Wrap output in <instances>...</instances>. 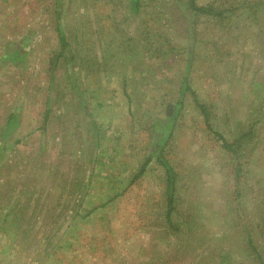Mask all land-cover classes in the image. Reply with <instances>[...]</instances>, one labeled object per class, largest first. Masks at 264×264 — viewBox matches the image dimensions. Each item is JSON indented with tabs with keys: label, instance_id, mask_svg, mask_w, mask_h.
Returning <instances> with one entry per match:
<instances>
[{
	"label": "rangeland",
	"instance_id": "obj_1",
	"mask_svg": "<svg viewBox=\"0 0 264 264\" xmlns=\"http://www.w3.org/2000/svg\"><path fill=\"white\" fill-rule=\"evenodd\" d=\"M194 2L0 0V264H264V0Z\"/></svg>",
	"mask_w": 264,
	"mask_h": 264
},
{
	"label": "crops",
	"instance_id": "obj_2",
	"mask_svg": "<svg viewBox=\"0 0 264 264\" xmlns=\"http://www.w3.org/2000/svg\"><path fill=\"white\" fill-rule=\"evenodd\" d=\"M9 8L11 10L10 6ZM7 15H8L7 13L0 15V22L3 19H5ZM28 27H33V25L30 24L27 26V28ZM35 27H37V25ZM27 28L23 32L22 37L18 36L17 38H13L12 35H10L8 32L1 31V26H0V67L2 66L10 67L9 64L6 63L9 62L13 63L12 62L13 59L15 60L17 59V57L26 56V54L29 51V40L31 42L30 38L35 33L33 30H31L34 28H31L30 30H27ZM20 104L19 106L17 105L16 107H20ZM6 108L7 110H4ZM9 108H10L9 103L4 102L0 99V148L2 150L1 154L3 155H4V151H6L4 150L6 148L5 145H9L7 140H9L14 126H16L19 123L18 114L20 113V111L19 113L18 111L14 112L12 110H9ZM7 130H9V135L8 134L6 135ZM4 134L6 136H4ZM100 264H102V262Z\"/></svg>",
	"mask_w": 264,
	"mask_h": 264
},
{
	"label": "trees",
	"instance_id": "obj_3",
	"mask_svg": "<svg viewBox=\"0 0 264 264\" xmlns=\"http://www.w3.org/2000/svg\"><path fill=\"white\" fill-rule=\"evenodd\" d=\"M258 4H260L259 3V1H258V3H257V5ZM129 5H130V8H131V10H132V12H137V10H138V8L140 7V0H129ZM190 7H191V9L193 10V11H195L196 13H203V14H211V15H218V16H220V17H224L225 18V16L226 17H228V15H226L225 13L226 12H229V11H231V12H233L234 13V10H235V8L233 7V6H230V8H224V9H219V10H217V9H213V8H211V6L210 5H208V6H206V5H204V6H200V5H197L195 2H194V0H190ZM261 6L260 7H257V8H252V9H249V14H250V17H257V18H260V12H261ZM59 22L60 21H58V24H59ZM57 29H58V32L60 33V36H61V43H62V50L63 49H66V47H68V43L67 42H65V40H64V36H63V32H62V28L58 25V27H57ZM71 58H72V56H71ZM116 58H119V54L116 56ZM122 58H123V56H122ZM69 68H71L70 66H69ZM70 70V72H71V75H70V77H72L73 78V76H72V69H69ZM190 88H189V86H188V84H187V80L186 79H184L183 81H182V83H181V88H180V94H183L186 90H189ZM181 107V99H179L178 100V103L175 105V110H174V113H177V111H178V109ZM203 107V106H202ZM174 116V115H173ZM173 116H168L166 119L167 120H171L172 119V117ZM206 120H207V118H206ZM164 124V123H163ZM162 124V125H163ZM165 124H167V123H165ZM169 124H170V121H169ZM168 126H170L169 127V129H165V130H163V136H162V138H161V143L167 138V135L171 132V126L172 125H168ZM165 128V126H163V129ZM11 131V130H10ZM249 133H251L250 132V130L247 132V133H245V134H241L239 137H238V139H236V140H234L233 142H228L227 140H225V138H222L221 140H222V143H223V145L225 146V148H227V149H231V147L236 143V142H239V141H241L245 136H247ZM9 135V130H7L6 131V135ZM5 134H4V136H6ZM4 150H7V147L4 149ZM161 150V149H160ZM160 150H158L157 151V154L160 152ZM148 160H150L149 158H148ZM158 160L160 161V162H162V165H164L165 166V168H166V170H167V175H168V192H169V211H168V213H167V219L168 220H170V218H168V217H170V212H171V210H172V200H171V197L173 196V186H174V184H173V173H172V171H171V169H170V167L168 166V165H166V163L164 162L165 160H163L162 159V156H159V158H158ZM145 166H143L142 168H141V170L139 171V175H141L142 173H143V171H144V168Z\"/></svg>",
	"mask_w": 264,
	"mask_h": 264
}]
</instances>
